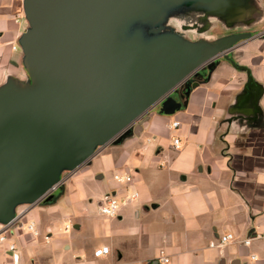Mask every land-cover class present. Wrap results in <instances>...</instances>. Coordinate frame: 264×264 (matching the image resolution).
Returning <instances> with one entry per match:
<instances>
[{
	"label": "crops",
	"instance_id": "crops-1",
	"mask_svg": "<svg viewBox=\"0 0 264 264\" xmlns=\"http://www.w3.org/2000/svg\"><path fill=\"white\" fill-rule=\"evenodd\" d=\"M223 2L180 18L195 26L197 41L246 38L195 72L197 85L174 111L164 105L170 95L162 98L119 142L64 170L50 201L19 204L9 222L0 221L19 264H159L160 256L167 264H264L263 241L241 243L264 233V0ZM27 28L24 0H0V88L33 85L20 42ZM125 172L130 183L114 180ZM113 189L138 197L108 217L98 205ZM227 233L234 240L220 245ZM103 246L108 252L94 256ZM0 264H13L6 245Z\"/></svg>",
	"mask_w": 264,
	"mask_h": 264
},
{
	"label": "water",
	"instance_id": "water-1",
	"mask_svg": "<svg viewBox=\"0 0 264 264\" xmlns=\"http://www.w3.org/2000/svg\"><path fill=\"white\" fill-rule=\"evenodd\" d=\"M170 1L182 3L184 11L224 4ZM24 14L28 28L20 42L34 82L0 88L2 222H9L19 204H39L40 196L63 180L64 170L74 172L98 147L119 142L162 98L170 95L164 105L174 111L197 83L188 79L180 96L176 86L205 65L211 69L216 58L246 38L180 40L146 58L135 43L104 41L125 16L123 0H24Z\"/></svg>",
	"mask_w": 264,
	"mask_h": 264
},
{
	"label": "rangeland",
	"instance_id": "rangeland-1",
	"mask_svg": "<svg viewBox=\"0 0 264 264\" xmlns=\"http://www.w3.org/2000/svg\"><path fill=\"white\" fill-rule=\"evenodd\" d=\"M123 3L125 16L104 37L107 45L135 43L147 58L161 45L173 47L176 41H197L192 34L195 26L180 18L184 12L182 3L170 0H123Z\"/></svg>",
	"mask_w": 264,
	"mask_h": 264
},
{
	"label": "built area",
	"instance_id": "built-area-1",
	"mask_svg": "<svg viewBox=\"0 0 264 264\" xmlns=\"http://www.w3.org/2000/svg\"><path fill=\"white\" fill-rule=\"evenodd\" d=\"M206 66V65H205ZM197 71V70H196ZM196 71H193L190 75L186 76L177 86H176V91L177 90H181V88L184 86L185 82L188 79H191L194 75V73ZM179 125L178 121H173L171 123V126L173 128H176ZM172 145L174 148H178L179 147V139L177 137H175L172 140ZM114 180H116L118 183L120 184H128L132 181V174L125 172L123 174H115L114 175ZM63 180L52 185L50 188H48L38 199L40 202L45 201V199H47L48 197H50L51 195H53L58 188L60 187V185L62 184ZM138 197V193L136 191H131L129 193L126 194H120L118 192V190L113 189L110 190L108 192H106L101 201L100 204L98 205V210L100 212V214L108 216V217H114L118 214V210L120 208L121 205L132 202L133 200H135ZM39 202V203H40ZM28 208H30L28 206ZM28 208H26L23 212H21L19 215H22L24 212H26L28 210ZM20 218V217H19ZM19 218H17L14 222L17 223ZM20 226H22V222H20ZM27 228L30 231L35 232L34 230V223H29L27 225ZM7 227L2 228L0 230V245H6V249L8 251H10L11 253V259H12V263L13 264H19V258L18 256L14 253L15 250V245L13 243H7V235H6V231H7ZM234 240V236L232 233H227L224 236H221L219 238V244L223 245L226 244L230 241ZM255 240H261L264 242V233H254V234H250L247 237H245L243 240H241V243L245 246H249L253 241ZM108 252V247L103 246L102 248L96 249L94 251V256H100L104 253ZM252 259H257V257L255 255H251ZM159 264H167L169 262L168 257L166 256H160L158 259ZM69 264H77L76 261H73Z\"/></svg>",
	"mask_w": 264,
	"mask_h": 264
}]
</instances>
